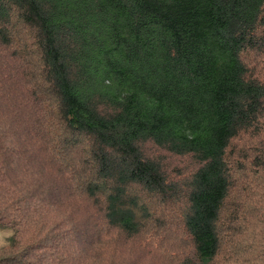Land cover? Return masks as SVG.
<instances>
[{
  "label": "trees",
  "instance_id": "1",
  "mask_svg": "<svg viewBox=\"0 0 264 264\" xmlns=\"http://www.w3.org/2000/svg\"><path fill=\"white\" fill-rule=\"evenodd\" d=\"M2 230L0 264H264V0H0Z\"/></svg>",
  "mask_w": 264,
  "mask_h": 264
},
{
  "label": "rangeland",
  "instance_id": "2",
  "mask_svg": "<svg viewBox=\"0 0 264 264\" xmlns=\"http://www.w3.org/2000/svg\"><path fill=\"white\" fill-rule=\"evenodd\" d=\"M10 235V232L8 230H2L0 231V246H2L5 242L7 237ZM127 251H125V254L127 255Z\"/></svg>",
  "mask_w": 264,
  "mask_h": 264
}]
</instances>
